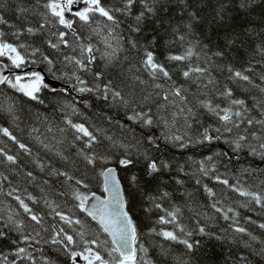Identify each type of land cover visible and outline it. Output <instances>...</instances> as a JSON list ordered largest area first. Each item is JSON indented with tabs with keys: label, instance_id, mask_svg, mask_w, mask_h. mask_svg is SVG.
Wrapping results in <instances>:
<instances>
[{
	"label": "snow or ice",
	"instance_id": "1",
	"mask_svg": "<svg viewBox=\"0 0 264 264\" xmlns=\"http://www.w3.org/2000/svg\"><path fill=\"white\" fill-rule=\"evenodd\" d=\"M248 158L264 0H0V264H264Z\"/></svg>",
	"mask_w": 264,
	"mask_h": 264
},
{
	"label": "trees",
	"instance_id": "2",
	"mask_svg": "<svg viewBox=\"0 0 264 264\" xmlns=\"http://www.w3.org/2000/svg\"><path fill=\"white\" fill-rule=\"evenodd\" d=\"M59 82H61V83H63L62 81H59ZM64 84V83H63ZM65 85V84H64ZM67 86V85H66ZM223 146V145H222ZM241 162H243V160L241 161ZM248 162L250 163V164H252V166L253 167H255V166H257V165H259V166H261V167H264V165H260V162H259V160H252L251 158H248ZM247 166V165H246ZM233 170H235V169H233ZM222 171H223V169H222ZM255 218V217H254ZM211 249H212V251L215 253V254H217V255H219V254H223V255H227V249L226 248H223V247H221V246H219V245H215V244H213L212 246H211Z\"/></svg>",
	"mask_w": 264,
	"mask_h": 264
},
{
	"label": "water",
	"instance_id": "3",
	"mask_svg": "<svg viewBox=\"0 0 264 264\" xmlns=\"http://www.w3.org/2000/svg\"><path fill=\"white\" fill-rule=\"evenodd\" d=\"M49 80L51 81V83L59 90V89H61V88H63V87H66V85H64V84H62V83H60L59 81H54V80H51V78H49ZM221 147H224L226 150H227V146H222L221 145Z\"/></svg>",
	"mask_w": 264,
	"mask_h": 264
}]
</instances>
